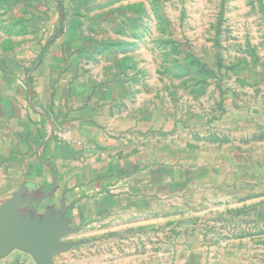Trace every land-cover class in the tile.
Listing matches in <instances>:
<instances>
[{
    "label": "rangeland",
    "instance_id": "rangeland-1",
    "mask_svg": "<svg viewBox=\"0 0 264 264\" xmlns=\"http://www.w3.org/2000/svg\"><path fill=\"white\" fill-rule=\"evenodd\" d=\"M69 6L61 22L57 0H0V204L35 164L30 122L58 108L79 125L56 128L62 171L108 187L123 157L166 170L110 218L88 262L264 264V0ZM67 29L52 44H67L63 62L43 64Z\"/></svg>",
    "mask_w": 264,
    "mask_h": 264
},
{
    "label": "crops",
    "instance_id": "crops-1",
    "mask_svg": "<svg viewBox=\"0 0 264 264\" xmlns=\"http://www.w3.org/2000/svg\"><path fill=\"white\" fill-rule=\"evenodd\" d=\"M42 1V0H41ZM82 5L89 0H80ZM46 3V2H45ZM42 5L43 7L46 4ZM59 8H69V0H57ZM61 9V22L63 15ZM62 30V29H61ZM58 30H55V32ZM76 32L67 29L64 36L54 35L50 44L43 51V64L61 63L64 54L67 53V44L61 53L53 51L54 42L64 43L70 40ZM52 42V43H51ZM65 50V51H63ZM31 82V81H30ZM32 83L27 90V102L32 104ZM85 96V94H84ZM62 101L57 99L56 104ZM39 120V121H38ZM80 124V121H78ZM39 130H33L34 127ZM66 127L79 126L71 119L62 116L61 110H49L41 112L39 119L29 124V131L35 133L32 139L40 141L36 147V161L29 172L24 184L26 188L18 193L23 203L17 208V216L23 219L29 217L32 222L41 225L48 217H53L62 208H66L63 218L68 222L69 228L74 231L63 237L62 241L77 242V245L62 251L55 256L56 264H95L87 261L86 250L93 245L92 240L99 237L103 229L113 216L123 211L132 214L133 204L141 201L144 195L150 192L158 183H164V166H146L139 163L134 156L123 157L114 164V169L123 176L114 184L103 187L104 182L98 179L95 171L78 172L72 169L62 171V164L55 162L60 156L56 155L52 142L55 139L56 128L60 125ZM81 125V124H80ZM57 157V158H56ZM106 183V182H105ZM30 231L31 228L28 227ZM0 264H38L33 254L27 250L14 248L4 257L0 258ZM98 264H101L100 262Z\"/></svg>",
    "mask_w": 264,
    "mask_h": 264
},
{
    "label": "water",
    "instance_id": "water-1",
    "mask_svg": "<svg viewBox=\"0 0 264 264\" xmlns=\"http://www.w3.org/2000/svg\"><path fill=\"white\" fill-rule=\"evenodd\" d=\"M22 203L18 194L14 200L0 204V258L12 249L20 248L31 252L38 264H56L57 254L78 244L62 241L63 237L74 231L63 218L66 208L39 225L29 217L23 219L17 216V208Z\"/></svg>",
    "mask_w": 264,
    "mask_h": 264
}]
</instances>
